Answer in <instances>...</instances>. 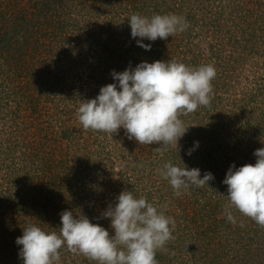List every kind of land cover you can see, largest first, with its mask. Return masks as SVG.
<instances>
[{"label":"rangeland","instance_id":"obj_1","mask_svg":"<svg viewBox=\"0 0 264 264\" xmlns=\"http://www.w3.org/2000/svg\"><path fill=\"white\" fill-rule=\"evenodd\" d=\"M134 13L176 14L190 26L144 39L145 50L131 36ZM0 34V264H23V229L58 232L64 210L114 235L102 213L125 189L175 220L158 264H264V227L235 207L236 222L227 219L218 178L232 164L254 165L264 147V0H0ZM157 60L216 70L210 106L179 117L189 127L179 149L155 152L123 128L113 137L83 130L79 104L115 83L113 70ZM169 161L214 180L176 196L158 172ZM60 257L56 264H97L66 246Z\"/></svg>","mask_w":264,"mask_h":264},{"label":"clouds","instance_id":"obj_2","mask_svg":"<svg viewBox=\"0 0 264 264\" xmlns=\"http://www.w3.org/2000/svg\"><path fill=\"white\" fill-rule=\"evenodd\" d=\"M128 22L132 38H139L137 44L145 50H150L151 44H144V39L167 40L190 26L176 14L147 17L134 13ZM111 75L115 83L102 86L95 98L80 102L76 115L83 130L113 137L123 128L128 139L139 145H159L153 149L159 153L170 147L179 149L178 142L189 128L180 116L191 114L200 106H210L216 70L211 64L189 67L176 60H157L141 62L122 72L113 70ZM253 154L254 165L237 168L232 164L226 173L223 183L227 185L230 206L225 211L232 223L236 221L230 209L235 207L264 227V147ZM116 171H121L119 166ZM158 172L176 196L192 186H209L214 180L211 172H205L201 178L199 168L175 166L170 161ZM164 207L158 208L144 196L136 198L125 189L116 197V203L102 213L110 219L114 235L92 223L81 211L76 215L64 210L60 213L58 232H46L34 224L23 229L22 236L16 239V244L22 246L19 256L23 264H56L61 258L60 249L66 246L68 251L97 264H158L157 250L174 239L175 220L165 215Z\"/></svg>","mask_w":264,"mask_h":264},{"label":"trees","instance_id":"obj_3","mask_svg":"<svg viewBox=\"0 0 264 264\" xmlns=\"http://www.w3.org/2000/svg\"><path fill=\"white\" fill-rule=\"evenodd\" d=\"M1 12H2V11H1ZM1 34H2V33H1ZM1 34H0V39L4 36V34H3V36H2ZM2 40H3V39H2ZM2 40H0V43H1ZM4 40H5V39H4ZM3 42H5V41H2V43H3ZM5 44H7V43H5ZM1 45H2V44H1ZM1 45H0V46H1ZM261 133H262V132H261ZM226 173H227V172L225 171L223 175H221V176L219 175V176H218L219 180L223 181V180L225 179V177H226ZM225 187H226V186H225ZM209 204H211V203H209ZM204 207H205V206H204ZM206 207H207V205H206ZM206 207H205V208H206ZM210 207H211V206H210ZM213 228H214V230H216L215 226H213ZM210 230H211V229H210ZM216 232H217V235H221L218 231H216ZM189 233L192 234V231L189 232ZM207 234H208V231H207ZM192 235H195V233H193ZM211 237L214 238V237H218V236H216L215 233L212 235V233L209 232V238H211Z\"/></svg>","mask_w":264,"mask_h":264}]
</instances>
